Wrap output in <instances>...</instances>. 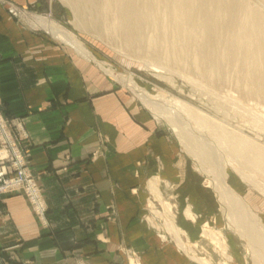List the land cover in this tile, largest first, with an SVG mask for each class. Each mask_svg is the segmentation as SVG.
Masks as SVG:
<instances>
[{"label":"crops","instance_id":"0c3cea01","mask_svg":"<svg viewBox=\"0 0 264 264\" xmlns=\"http://www.w3.org/2000/svg\"><path fill=\"white\" fill-rule=\"evenodd\" d=\"M5 2L30 0H0V107L26 134L18 142L47 209L41 220L24 194H0V264H227L206 225L229 243V264H248L224 231L217 190L178 140ZM228 186L264 225V203Z\"/></svg>","mask_w":264,"mask_h":264},{"label":"bare ground","instance_id":"6f19581e","mask_svg":"<svg viewBox=\"0 0 264 264\" xmlns=\"http://www.w3.org/2000/svg\"><path fill=\"white\" fill-rule=\"evenodd\" d=\"M66 1L71 4L79 22L92 26L94 30H99L101 26L113 30L125 47L146 57L145 65L153 67L152 70L159 68L157 62L184 63L208 79L225 83L228 80V70L233 68L238 89L255 97L258 100L256 105H262L263 108L264 0H261V6L251 5L246 0ZM84 14L93 17L91 23L89 20L85 21ZM35 20L52 35L71 43L79 53L91 58L90 52L74 36L51 21L40 17ZM127 84L137 90L138 96L144 102L156 104L130 78L127 79ZM263 110L251 113L255 127L260 129H264ZM196 113L197 124L206 127L217 140L218 147H223L228 156L238 163L241 176L264 193V182L260 181L264 179V145L251 141L222 124L212 123L206 115ZM170 121L175 128L179 127L177 120ZM177 132L189 140L193 153L207 165L219 200L229 219L241 236L248 239L250 247L259 256L264 250V225L261 219L230 189L225 181V166L218 165V159L214 158V150L210 145L197 140L193 134L186 135L181 130ZM244 168L255 173L260 180L253 175L244 174ZM167 227L170 233L178 236L179 231L176 228L170 225ZM203 237L208 238L224 252L229 248L221 235L208 225L204 228ZM177 242L182 246L179 238ZM224 255L228 262L229 254L225 252Z\"/></svg>","mask_w":264,"mask_h":264},{"label":"rangeland","instance_id":"374dc122","mask_svg":"<svg viewBox=\"0 0 264 264\" xmlns=\"http://www.w3.org/2000/svg\"><path fill=\"white\" fill-rule=\"evenodd\" d=\"M246 1L251 5H263L261 0ZM5 3L8 6V10L14 13L15 19L21 24H25V26L37 33L48 34L54 41L64 43L70 49L76 50L71 43L69 44V42L52 35L47 28L40 25L35 19L40 17L51 21L66 33L74 36L90 52L91 58L89 60L97 65L118 89L126 90L132 100L147 111L151 119L162 131L178 140L180 147L193 158L195 166L206 175L208 184L212 186L213 181L207 165L193 153L189 140L183 136L181 137L179 132H177L178 130H181L186 135L191 134L190 136H192L193 134L197 140L199 139V141L210 145L214 150V158L218 159V165L225 166V181L227 184L230 180L236 181L243 186L244 195L255 198L260 204L264 203V193L241 176L238 171V163L228 156L223 147H218V142H216L217 140L211 135L210 131L206 127L199 126L195 118L196 112H199L208 116L212 123L222 124L225 128L227 127L229 130L248 137L251 141L264 145V129L255 127L256 123L253 122L252 118V114L264 109V103L263 108H261L262 105H256L255 102L258 100L255 97H251L238 89L235 84L236 73L233 68L230 67L228 70V80L225 83L208 79L202 76L199 71L191 69L184 63L161 64L157 62L159 68L155 71L152 70L153 67L146 66L147 63L145 62H147V59L145 56L125 47L118 34L113 30L107 29L105 26H101L99 30H94L91 28L92 26L79 22L71 4L66 0H30V3L25 5H18L15 2L14 5L10 4V2ZM84 17L85 21L89 20L88 22L90 23L93 20V17L87 14H84ZM143 59L145 60L144 62ZM122 77L123 79H121ZM128 78L139 88L143 89L157 105H150L144 102L138 96L137 90L129 87V84H127ZM0 113L6 119L1 107ZM170 117L177 120V123L179 122L178 128L174 127L170 121L171 119H169ZM17 148L21 151L26 162L25 165H27L29 170L28 161L25 157L26 150L23 151L21 149L19 142L17 143ZM242 171L244 174L253 175L255 176L254 178L260 180V177H257L249 169L244 168ZM260 181L264 182V179ZM38 187L42 194L39 185ZM224 216L227 223L224 231L227 233L232 232L233 241H235L238 249L244 253L248 264H264V250L262 251L263 255L260 254L259 256L253 251L248 239L241 236L234 223L229 219L225 207ZM209 227L214 231L218 230L212 226ZM225 242L229 244L226 240ZM212 247L217 249L215 245ZM218 248L217 251L220 250L219 252H222L223 255L225 252L229 254L220 247Z\"/></svg>","mask_w":264,"mask_h":264},{"label":"built area","instance_id":"2783aa9c","mask_svg":"<svg viewBox=\"0 0 264 264\" xmlns=\"http://www.w3.org/2000/svg\"><path fill=\"white\" fill-rule=\"evenodd\" d=\"M24 137L26 134L19 123L4 119L0 113V194H24L36 216L43 220L47 209L45 200L17 148L18 140ZM128 263L139 264L135 258Z\"/></svg>","mask_w":264,"mask_h":264}]
</instances>
